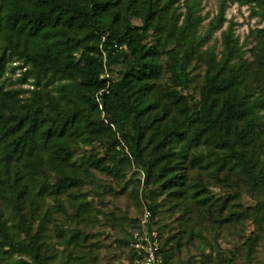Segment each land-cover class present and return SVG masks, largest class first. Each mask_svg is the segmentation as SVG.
Wrapping results in <instances>:
<instances>
[{
  "label": "rangeland",
  "instance_id": "obj_1",
  "mask_svg": "<svg viewBox=\"0 0 264 264\" xmlns=\"http://www.w3.org/2000/svg\"><path fill=\"white\" fill-rule=\"evenodd\" d=\"M186 1L200 18L195 36H205L220 0H175L158 21L147 22L142 0H108L109 17L116 15L120 30L129 22L143 50L154 48L145 58H152L156 73L127 85L141 112L143 161L132 153L133 119L124 117L109 89L139 68L126 45L104 59L98 74L104 86L97 90L74 70L44 73L38 64L6 54L0 83L14 94V112L34 110L38 128L29 161L13 160L6 170L0 165V264H36L24 248L4 245V234L39 248L41 264H131L129 235L142 227L147 211L167 264H264V16L253 4L229 3L220 26L201 45L189 46V80L181 85L168 69L167 51L188 45L177 31ZM228 26L241 48L230 61L238 67L234 86L224 82L222 32ZM168 29L173 33L167 36ZM207 70L221 82L212 114L224 97L232 103L236 92L259 102L251 114L227 117L226 138L250 174L195 119ZM70 112L81 120L60 135L56 128ZM39 185L46 187L41 196Z\"/></svg>",
  "mask_w": 264,
  "mask_h": 264
},
{
  "label": "trees",
  "instance_id": "obj_2",
  "mask_svg": "<svg viewBox=\"0 0 264 264\" xmlns=\"http://www.w3.org/2000/svg\"><path fill=\"white\" fill-rule=\"evenodd\" d=\"M159 1L142 0L141 15L145 22L153 18L158 21L175 0H164L163 3ZM232 2L253 4L264 16V0H220L217 15L214 22L210 23L205 36H195L194 25L200 18L194 14L196 7L193 3L186 1L185 19L177 27V31L179 37L185 39L188 45H179L167 51L168 69L181 85L187 84L189 80L188 66L194 52L189 49V46L201 45L209 33L220 26L225 19L226 6ZM107 5L108 0H0V75L3 60L6 54H9L22 58L26 63L38 64L39 69L44 73L57 74L63 70H74L81 76L83 84L89 86L91 90H97L104 86V80L98 78V74L103 69L104 59L109 62L116 54L115 46L126 45L134 56V60L140 64L139 68L135 70L132 67L126 71L117 82L110 84L109 89L112 95L111 100L122 106L124 117L133 119V127L137 131L133 136L132 153L137 160L141 161L142 148L138 122L141 112L131 99L127 85L133 78L141 79L156 73L157 66L152 62V58H145L147 53L154 54V48L149 46L145 51L143 50V44H140L130 32L129 22H126L120 30L116 15L112 19L109 17ZM171 31V29L165 30V34L168 36L169 33H173ZM222 38L224 45L222 59L228 70L227 76L223 78L224 82L234 86L238 67L230 64V61L239 55L241 48L233 36L232 26H228L222 32ZM220 88V80L217 81L214 73L207 70L204 74V86L200 99L194 105L195 119L204 123L205 129L213 140L227 144L231 154L236 156L242 168L250 174L252 170L244 156L226 138L229 128L227 117L251 114L259 106V102L255 98L250 100L249 94L244 91L240 94L236 92L232 103L224 97L218 110L212 114L215 104L214 94ZM13 96V92L4 89L0 83V165L4 170L10 167L13 160L29 161L38 128L35 113L31 107L21 113L13 111L10 104ZM91 105L95 106V103L91 101ZM221 113L225 119L219 120ZM76 118L80 119L79 115L76 112H70L65 123L56 128L57 133L61 135L67 126H72ZM111 121L117 122L118 119L114 117ZM178 133L183 134V132ZM150 168L149 165L145 168V181L150 175ZM59 179L58 183H62V179L60 177ZM35 191L41 196L45 193L46 187L39 185ZM259 209L260 204H256L254 210L256 215ZM151 212H153L152 209ZM131 236L132 233L129 235V243ZM4 237V245L14 249L24 248L33 258V262L42 263L40 249L32 243L13 240L7 234H4ZM160 245L164 264H167L161 238ZM130 263L132 264V256Z\"/></svg>",
  "mask_w": 264,
  "mask_h": 264
},
{
  "label": "built area",
  "instance_id": "obj_3",
  "mask_svg": "<svg viewBox=\"0 0 264 264\" xmlns=\"http://www.w3.org/2000/svg\"><path fill=\"white\" fill-rule=\"evenodd\" d=\"M149 218L150 213L147 211L142 227L132 232L130 241L132 264H164L160 238L157 231L148 225Z\"/></svg>",
  "mask_w": 264,
  "mask_h": 264
}]
</instances>
